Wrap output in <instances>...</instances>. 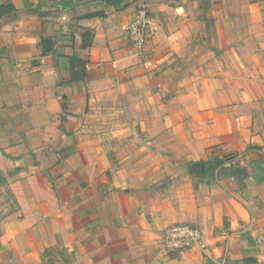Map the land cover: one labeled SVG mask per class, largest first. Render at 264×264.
Wrapping results in <instances>:
<instances>
[{
    "label": "crops",
    "instance_id": "0c3cea01",
    "mask_svg": "<svg viewBox=\"0 0 264 264\" xmlns=\"http://www.w3.org/2000/svg\"><path fill=\"white\" fill-rule=\"evenodd\" d=\"M5 188L0 264H264V0H0Z\"/></svg>",
    "mask_w": 264,
    "mask_h": 264
},
{
    "label": "built area",
    "instance_id": "2783aa9c",
    "mask_svg": "<svg viewBox=\"0 0 264 264\" xmlns=\"http://www.w3.org/2000/svg\"><path fill=\"white\" fill-rule=\"evenodd\" d=\"M153 17L146 10L127 27V36L131 46L143 51L151 33ZM201 229L193 223L176 222L168 226L163 233V246L168 253L192 248L201 242Z\"/></svg>",
    "mask_w": 264,
    "mask_h": 264
},
{
    "label": "trees",
    "instance_id": "16d2710c",
    "mask_svg": "<svg viewBox=\"0 0 264 264\" xmlns=\"http://www.w3.org/2000/svg\"><path fill=\"white\" fill-rule=\"evenodd\" d=\"M200 165L202 167V171L206 172L208 175H213L216 170L221 174L237 177L239 180L244 179L248 175L247 170L241 166L230 164L229 166L224 167L223 159L221 158L201 161Z\"/></svg>",
    "mask_w": 264,
    "mask_h": 264
},
{
    "label": "rangeland",
    "instance_id": "374dc122",
    "mask_svg": "<svg viewBox=\"0 0 264 264\" xmlns=\"http://www.w3.org/2000/svg\"><path fill=\"white\" fill-rule=\"evenodd\" d=\"M225 158H226L225 160L228 161V162L229 161H233L234 159L237 160V157L236 156H233L232 158L231 157L230 158L225 157ZM192 170L194 171V169H192ZM0 194L4 196L3 197L4 199H7V202L9 203V205L11 206V208H15L16 207L17 201H16V199H15V197H14L11 189L5 188V189L2 190V192ZM1 195H0V197H1ZM3 198H2V200L0 198V207L1 206H7L5 204L6 202H5V200H3ZM57 256H59V254L56 255L55 257H57ZM55 260H57V259H55V258H49V261L48 262H50V264H55Z\"/></svg>",
    "mask_w": 264,
    "mask_h": 264
}]
</instances>
